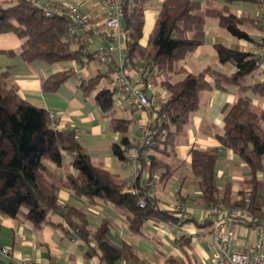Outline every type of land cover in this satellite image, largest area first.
Wrapping results in <instances>:
<instances>
[{"label":"trees","instance_id":"obj_1","mask_svg":"<svg viewBox=\"0 0 264 264\" xmlns=\"http://www.w3.org/2000/svg\"><path fill=\"white\" fill-rule=\"evenodd\" d=\"M149 1L122 0V20L130 30L126 47L133 70L139 71L141 81H152L166 92L160 107L151 109L153 118L146 142L139 147L132 145L130 120L115 115L114 91L99 85L102 73L79 82L83 96L92 98L108 117L111 129L120 134L119 140L110 144L112 155L122 162L128 150L137 148L140 168L130 185L134 192L125 190L128 181L118 179L91 160L75 128L52 125L49 110L20 97L9 79V70L0 69V215L29 221L36 229L46 224L56 226L64 235L80 241L86 259L95 258L103 264L119 260L142 264V259L130 243H116L110 238L108 217L92 227L85 209L69 202L60 204V192L69 191L91 205L102 199L125 216L128 231L133 235L149 237L144 230L147 223H180L178 213L163 208L147 183L156 176L158 181H166L185 164L174 155L175 139L183 132L191 113L199 108L204 91L234 88L235 99L224 109L222 133L217 138L239 156L249 175L237 197L232 198L230 187L226 185L221 192L216 180L218 149L192 148L189 168L200 191L196 205H240L249 193L251 210L258 216L264 214L260 175L264 174V109L252 103L253 98L264 99V80L257 81L264 68L249 51L220 42L213 45L218 67L207 65L197 72L176 68L179 60L204 43L208 19H215L231 36L250 42L255 37L244 26L261 31L258 19L234 12L230 4L240 0H162L142 45L139 40L144 6ZM70 22L66 13L44 15L39 5L28 0H0V33L11 32L20 38L19 56L27 63L74 62L81 66L92 59L98 61L95 50L90 51L83 41L68 36ZM88 32L85 31L87 35ZM223 65L230 69L221 68ZM178 73L183 76L174 79ZM72 74L73 69L53 73L41 79V87L55 92ZM146 172L149 176L142 182ZM139 199L143 206L138 204ZM208 224L203 221L199 225ZM184 238L182 235L179 240ZM0 264L10 263L0 259ZM167 264L181 263L168 257Z\"/></svg>","mask_w":264,"mask_h":264},{"label":"crops","instance_id":"obj_2","mask_svg":"<svg viewBox=\"0 0 264 264\" xmlns=\"http://www.w3.org/2000/svg\"><path fill=\"white\" fill-rule=\"evenodd\" d=\"M58 1L77 5L93 24L94 27L88 32L87 45L90 51H94L100 43L109 44L102 31L104 8L101 0ZM161 2L162 0H150L144 6V23L142 36L139 40L142 45L147 41ZM219 2L223 1L219 0ZM230 7L238 16L245 15L250 18L257 16L256 2L234 1ZM122 24L124 25L123 20ZM217 26L218 23L215 19L206 21L204 43L179 60L176 63V68L181 67L188 72H197L207 65L218 67L213 46L217 42L228 47L238 45L249 51L252 44L250 41L230 37L229 33L230 36L223 32L220 33ZM244 29L249 34L256 30L252 34V37L255 38L261 32L252 26H244ZM20 47L21 40L14 33H0V69L9 70V79L16 85L20 97L35 106L56 112V127L75 128L78 131L79 140L86 147L91 160L95 164L102 165L118 179H124L128 181V185H131V181L136 176L133 168L130 165L122 167L121 162L112 155L110 150V144L119 140V132L111 129L108 117L101 112L91 97H84L79 88L81 78L98 73L103 74L100 77L99 85L107 88L105 76L108 69L96 59L81 66L74 62L46 64L41 61H33L27 63L19 56ZM112 56L115 59L116 51L112 52ZM221 68L229 70L230 66L223 65ZM68 69H73L74 74L55 92H46L42 89V78ZM130 75L133 80L140 79L139 71L133 70ZM173 78L181 77L177 78L175 75ZM260 80H264V76L258 77L257 81ZM155 87L163 89L159 85H155ZM234 99L235 94L232 87H229L228 90L213 89L202 92L199 108L191 113L183 132L175 139L174 155L185 164L176 169L166 181L157 180L156 185L150 191L163 208L167 209L175 204V201H179L191 211L190 216L180 219V223H166L169 225L166 227H159L160 223L157 225L147 223L144 230L150 235L149 237L133 235L128 231L125 216L102 199H97L96 203L91 205L86 199L62 190L60 200L85 209L92 227L99 226L104 216L108 217L110 219L108 233L110 238L116 243L121 240L130 243L141 257L142 264H167L168 257L181 264H213L211 225H199L203 222L199 219V213L192 208L200 209L201 207L196 205V198L200 191L189 168L190 150L192 148L205 150L213 147L218 149L216 180L221 192L227 185L231 189L232 198H236L237 192L243 186L242 182L249 172L242 166L239 156L221 145L217 138L222 133L224 109L231 105ZM252 103L256 107L264 109V99L253 98ZM114 113L117 117L130 120L129 137L133 145L140 125L146 123L150 119V115L146 111L135 110L117 97L114 100ZM132 152L131 148L127 155L129 156ZM68 169L71 170L69 167ZM148 176L146 172L142 176V182H145ZM262 179L264 182V177ZM174 189L177 190L176 194H173ZM186 203L189 205L186 206ZM182 235H185L186 238L180 241L179 238ZM254 239V230L237 227L236 243L239 246L250 244ZM0 245L8 247L16 258L31 259L41 264H103L95 258L86 259L80 241L64 235L62 230L56 226L46 224L36 229L29 221L5 215H0ZM0 259L2 263L9 262L8 257L0 255ZM115 264H125V262L119 260Z\"/></svg>","mask_w":264,"mask_h":264},{"label":"built area","instance_id":"obj_3","mask_svg":"<svg viewBox=\"0 0 264 264\" xmlns=\"http://www.w3.org/2000/svg\"><path fill=\"white\" fill-rule=\"evenodd\" d=\"M36 3L42 9L44 15L52 13H66L70 17V24L67 28V34L71 38L83 41L88 48L87 42L89 35L85 31H89L94 26L90 23L88 17L79 9L77 5L67 4L58 0H28ZM104 8L103 34L107 38L109 44L100 43L95 47L98 60L108 70L106 78L107 88L114 91V99L117 97L126 104L132 106L137 111H146L150 115V119L139 127L138 135L134 141V146H141L146 142L148 136V128L153 118L151 109L157 110L165 99L166 92L163 89H156L155 84L151 82H143L133 80L130 72L133 65L129 59L126 47L127 41L130 39V30L122 24L123 4L122 0H101ZM257 16L261 26V32L251 43L249 52L256 59L260 66L264 68V0H256ZM116 51L115 59L112 52ZM49 117L52 125L57 126L56 112L49 111ZM133 152L126 160L121 162L122 167L130 165L134 173L137 174L140 168L137 148L132 149ZM157 183V178H153L148 182L151 191ZM126 191L134 192V188L127 185ZM177 190L174 189L173 194ZM249 193H246L240 205H225L219 202L205 208H200L199 219L208 221L211 225V246L213 250V264H263L264 263V214L258 216L250 208ZM261 196L264 202V182ZM60 204L64 202L60 200ZM140 206L144 205L142 199L138 200ZM178 213L180 219L190 216L191 211L187 209L181 202L175 201V204L167 208ZM244 226L255 231V239L252 243L239 246L236 243L237 227ZM0 255L9 258L10 264H41L31 259L16 258L12 251L5 246L0 245Z\"/></svg>","mask_w":264,"mask_h":264},{"label":"rangeland","instance_id":"obj_4","mask_svg":"<svg viewBox=\"0 0 264 264\" xmlns=\"http://www.w3.org/2000/svg\"><path fill=\"white\" fill-rule=\"evenodd\" d=\"M246 2H248V1H246ZM218 28H217V30L220 32V33H224V34H226V35H228V36H230L229 34H228V32L226 31V29H224V28H222L221 26H217ZM256 32V30H253L252 31V33H251V35L252 34H254ZM230 37H232V36H230ZM95 63V62H94ZM183 76V74L182 73H178V74H176V77L177 78H179V77H182ZM264 75L263 74H261L259 77L260 78H262ZM261 175V177H264V174H260ZM189 204L188 203H186V206H188ZM192 208H194L195 209V211H197L198 213L200 212V209H198V208H195V207H192ZM168 224H166V223H160L158 226L159 227H166ZM169 226V225H168ZM240 227H244V226H240ZM253 230V229H252Z\"/></svg>","mask_w":264,"mask_h":264}]
</instances>
